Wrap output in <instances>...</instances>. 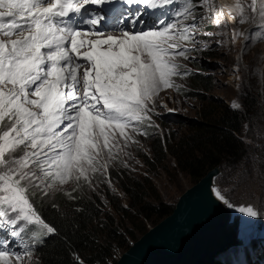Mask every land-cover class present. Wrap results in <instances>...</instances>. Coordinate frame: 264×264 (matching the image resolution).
Listing matches in <instances>:
<instances>
[{"label":"snow or ice","instance_id":"6c2138e0","mask_svg":"<svg viewBox=\"0 0 264 264\" xmlns=\"http://www.w3.org/2000/svg\"><path fill=\"white\" fill-rule=\"evenodd\" d=\"M111 2L0 0V227L11 226V236L21 238L19 251L0 239V264H22L34 255L22 236L28 226H34L33 243L56 232L37 212L33 196L64 191L70 183L72 192L84 183L92 187L120 153L139 145L137 136L158 127L151 114L159 93L180 91L174 77L190 74L180 58L188 59L195 48L199 8L201 24L214 15L219 24L227 15L264 33V0H124L172 9V15L147 30L105 35L95 30L104 16L91 6ZM215 194L228 204L219 189ZM239 211L261 215L252 205Z\"/></svg>","mask_w":264,"mask_h":264},{"label":"rangeland","instance_id":"374dc122","mask_svg":"<svg viewBox=\"0 0 264 264\" xmlns=\"http://www.w3.org/2000/svg\"><path fill=\"white\" fill-rule=\"evenodd\" d=\"M221 2L222 0H216L217 5ZM225 3L231 1L225 0ZM199 12L202 15L203 9L199 8ZM225 18L226 15L222 16L221 22L217 24L214 15L212 21L215 27L210 25L203 31L207 35V40L196 45L197 50L193 56L182 60L194 72H201L207 77L209 88L190 94H182L172 88L162 90L157 97L154 110L156 116L152 117L158 127L147 130L149 135L137 136L139 145L132 144L125 152L120 153V157L123 156L120 161H123L121 165H125L129 173L148 179L154 190L148 198L150 203L158 205L162 202L173 208L178 197L197 180L182 170L167 152L162 162L158 160L159 153L154 154L149 147L152 144L151 134L157 133L156 136L161 134L160 137L171 141L172 133L187 131L195 121L203 120L202 113L218 112L222 103L245 112L241 139L250 152L254 149V159L245 155L240 163L226 169L222 168L218 179L215 180V190L219 189L234 207L252 205L261 212V215L254 218L253 231L258 234L264 229V33L257 35L259 27L251 23H240L236 19L234 24H230L225 22ZM212 21H206L204 24H211ZM234 33L242 34L234 36ZM201 50L210 54H203ZM191 59H194L197 65H194ZM248 98L255 101L251 107L246 106ZM233 102L239 103L241 107L233 108ZM257 149L261 150L263 156ZM117 162L118 159L113 160L110 167ZM109 180L108 173L107 176L97 174L92 180V187H88L97 191L100 198L107 203L103 210L113 215L120 233L125 237L127 244H130L133 238L138 239L146 228L150 229L159 221L154 219L155 216L146 218L138 214L135 207L130 205L125 193L111 180L109 183ZM104 181L108 182L111 193L118 197L126 209L127 216L121 215L109 204ZM70 186L71 183L65 185L64 190ZM60 192L51 191L47 196L37 193L32 197L34 207L43 219L41 205L53 204L54 201L58 203L57 197ZM253 238L261 240L263 244L264 238ZM126 249L116 248L113 252L115 259L117 260ZM22 264H38L36 255L34 254L31 259L25 257Z\"/></svg>","mask_w":264,"mask_h":264},{"label":"trees","instance_id":"16d2710c","mask_svg":"<svg viewBox=\"0 0 264 264\" xmlns=\"http://www.w3.org/2000/svg\"><path fill=\"white\" fill-rule=\"evenodd\" d=\"M202 53L210 54L208 51ZM193 63L197 65L196 61ZM208 83L209 80L202 73L182 77L179 81L183 85L182 94L209 88ZM247 101L248 107L255 104L251 98L246 99ZM244 113L222 103L218 112L202 113L203 120L195 121L187 131L172 133L171 141L160 137L161 134H151L152 144L149 147L154 154L159 153L157 158L161 162L165 158V152L170 154L182 170L198 180L216 165L226 169L240 163L245 155L254 159V149L250 152L241 139L246 118ZM165 126L167 125H163ZM257 151L263 156L261 150ZM120 158L108 170L109 179L125 193L137 213L146 218L155 216L154 219L158 221L170 214L173 208L168 204L160 202L155 205L149 202L148 198L154 190L148 179L129 173L128 168L121 165L123 163ZM217 179L218 176L215 180ZM104 183L109 204L121 215L127 216L118 197L111 193L108 182ZM72 187L73 185L60 192L58 203L54 201L55 204L41 205L45 222L54 227L56 232L49 234L36 248L38 264H79L81 260L84 264H115L114 250L122 247L126 249L131 243L127 244L113 215L103 210L107 203L97 191L90 189L86 183L75 192H72ZM68 192H71V196ZM147 230L149 228L144 232ZM136 240L137 238L132 239L133 242ZM249 243L245 247H235L219 255L214 264H264V240L261 244V240L251 238Z\"/></svg>","mask_w":264,"mask_h":264},{"label":"water","instance_id":"95a60500","mask_svg":"<svg viewBox=\"0 0 264 264\" xmlns=\"http://www.w3.org/2000/svg\"><path fill=\"white\" fill-rule=\"evenodd\" d=\"M220 171L219 165L212 167L187 188L172 212L132 242L115 264H213L230 247L264 238V229L253 231L254 217L245 218L240 207L216 196Z\"/></svg>","mask_w":264,"mask_h":264},{"label":"bare ground","instance_id":"6f19581e","mask_svg":"<svg viewBox=\"0 0 264 264\" xmlns=\"http://www.w3.org/2000/svg\"><path fill=\"white\" fill-rule=\"evenodd\" d=\"M230 1H231V0H230ZM228 2H229V0H228ZM222 3H225V0H222ZM226 17H227V15H226ZM220 172H221V171H220ZM219 174H220V173H219ZM242 215H247V214H246V213H242ZM244 217H245V218H246V217L249 218L250 216H244ZM254 218H256V217H254ZM254 220H255V219H254ZM152 227H153V226H151L150 228H152ZM242 227H246V221L241 222V228H242ZM243 234H247V232L244 231ZM250 234H251V233H250ZM252 238H253V237H252ZM249 242H250V241H249ZM248 244H250V243H248ZM248 244H247V245H248ZM247 245H245V246H247ZM235 247H244V246H233V247H230L229 249L231 250L232 248H235ZM229 249H227V250L229 251ZM227 250H226V251H227ZM226 251H224V252L226 253ZM224 252H223V253H224ZM221 254H222V253H221ZM219 255H220V254H219ZM219 255H218V256H219ZM218 256H217V257H218ZM217 257H216V258H217ZM217 259H218V258H217ZM215 260H216V259H215ZM214 263H215V261H214ZM214 263H213V264H214Z\"/></svg>","mask_w":264,"mask_h":264},{"label":"clouds","instance_id":"9594fccd","mask_svg":"<svg viewBox=\"0 0 264 264\" xmlns=\"http://www.w3.org/2000/svg\"><path fill=\"white\" fill-rule=\"evenodd\" d=\"M182 60H183V59H182ZM182 60H181V61H182ZM178 79H180V78H178Z\"/></svg>","mask_w":264,"mask_h":264}]
</instances>
